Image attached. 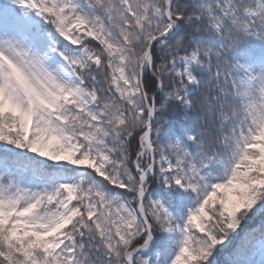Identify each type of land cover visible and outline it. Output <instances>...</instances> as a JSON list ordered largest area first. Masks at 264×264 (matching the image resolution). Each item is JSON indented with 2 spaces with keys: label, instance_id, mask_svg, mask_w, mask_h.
<instances>
[{
  "label": "snow or ice",
  "instance_id": "obj_1",
  "mask_svg": "<svg viewBox=\"0 0 264 264\" xmlns=\"http://www.w3.org/2000/svg\"><path fill=\"white\" fill-rule=\"evenodd\" d=\"M0 264H264V0H0Z\"/></svg>",
  "mask_w": 264,
  "mask_h": 264
}]
</instances>
